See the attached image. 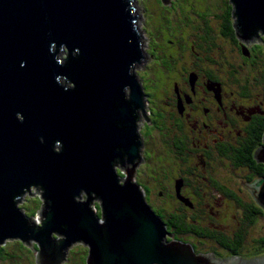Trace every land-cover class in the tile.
<instances>
[{
    "label": "water",
    "instance_id": "1",
    "mask_svg": "<svg viewBox=\"0 0 264 264\" xmlns=\"http://www.w3.org/2000/svg\"><path fill=\"white\" fill-rule=\"evenodd\" d=\"M133 1L0 0V245L19 239L36 264H61L75 243L85 264H264L165 240L133 181L138 109L149 122ZM231 2L240 39L264 33V0ZM243 185L264 210V177Z\"/></svg>",
    "mask_w": 264,
    "mask_h": 264
},
{
    "label": "flooded vegetation",
    "instance_id": "2",
    "mask_svg": "<svg viewBox=\"0 0 264 264\" xmlns=\"http://www.w3.org/2000/svg\"><path fill=\"white\" fill-rule=\"evenodd\" d=\"M174 1L170 0L168 5L162 0L154 1L150 16L151 23H155L153 32L147 31L146 21L138 25L139 33L148 37L146 43L141 40L146 58L138 64L145 68L142 75H146V80L137 74L138 65L135 74L139 76L144 114L149 122L138 109L140 161L132 170L133 181L172 234L166 235L165 240L189 243L196 253L211 252L217 258L250 257L264 252V246L259 244L264 226L249 242V249L255 250L246 252L248 233L257 219L264 218V210L256 202L262 214L246 206L245 200L254 198L243 183L263 178L264 163L256 161L248 166L241 158L244 149L254 144L251 138L264 120V53L254 54L249 49L256 43L264 44V33L258 30L251 41L240 39L235 32L231 5L230 23L238 40L235 49L242 52L235 54V60L241 70L250 66L258 76L248 81L225 61L229 39L217 41L230 26L223 18V10L219 6L211 10L206 3L202 8L183 10ZM135 9L137 12L136 4ZM137 14L139 18L141 13ZM160 18L172 22L166 24ZM156 132L159 135L154 144L161 142L159 154L154 145H147L148 139L153 143ZM235 155L240 160L236 161ZM154 162L160 163V168ZM16 240L33 253L27 244ZM30 246L36 251L34 241ZM79 247L84 249L86 258L87 246ZM26 260V264H36L35 257ZM61 264H85V259H65Z\"/></svg>",
    "mask_w": 264,
    "mask_h": 264
},
{
    "label": "trees",
    "instance_id": "3",
    "mask_svg": "<svg viewBox=\"0 0 264 264\" xmlns=\"http://www.w3.org/2000/svg\"><path fill=\"white\" fill-rule=\"evenodd\" d=\"M153 1H155V0H153ZM180 1H183V0H180ZM195 1L196 0H191V1L186 0L185 1V4L190 7L191 6L190 2H195ZM199 1H201L202 3H206L207 5H209L208 8L211 9V10H212V8H217L219 6V8L223 10V15L225 14L223 16V18L225 20H227L228 23L231 22V16H232L231 5H232V3L230 2V0H199ZM178 6H179V4H178ZM142 7L145 8L144 9V12L141 13L142 16L144 17V22L146 21L145 27L147 28V31L149 30L150 32H153L154 30H153V27L152 26L155 27V23H151V17L150 16H152V14H153L152 11H153V9H154L155 6L154 5L152 6V4H148L145 0H143ZM151 7H152V10L150 11ZM182 9L185 10L186 7L184 6V7H182ZM168 22H172L171 19H169ZM150 25H151V27H150ZM222 38L229 39V44L228 45H225L226 48H225V53L224 54H225V57H226V60L225 61H226L227 65L230 67V69L232 71H234V72L243 73L245 75V78L244 79H246L248 81H253L252 80L253 77L256 79L258 77V76H256L257 74L254 75L253 72H251L250 70H247V69H243L242 68V70H241V67H239L238 63L235 60V58L237 57V55H241L242 52H241V50H239V53H238V51L235 49V48H237L238 40H237V37L234 34V29L231 26V23H230V26H228V28H225L224 29V34L223 35H220V37H217V41H218V39H222ZM215 40H216V37L214 36V41ZM215 45H216V43H215ZM239 47H241V46H239ZM249 49L254 54H257V52H260V53L263 52L264 53V44L263 43H256L255 45H252ZM235 54H237V55H235ZM214 62H216L215 59H214ZM261 66H262L261 69H264V57H263V63H262ZM140 74H141V77L144 80H146V76H143L142 75L143 74V71ZM148 82H149V80L148 81H145L146 84H148ZM263 132H264V120L261 121V128L259 129V131L256 134H254L252 136V138H251V140L254 143L252 145V147L250 145L247 146V144H250V137H251L250 136L247 139V141H246V143H247L246 146L247 147L245 146L246 148L244 149V152H243V156L244 157L241 158V157H238L237 155H235L234 158L236 157L235 158L236 161H238L239 158L244 159V161L247 163L248 166L251 165V163L254 164L256 162L255 158L252 157L253 156L252 155L253 154L252 153L253 152L252 148H255L254 149V152H255L257 146H259L260 144H262V135H263ZM261 175H264V168L261 171ZM249 180H251V177H249ZM245 202H246V206L247 207L249 206V208L257 210L260 214L263 213V211H261L260 207L255 203V201L252 198L246 199ZM14 243H16V245H17L18 248H24V246L21 243H19L18 241H15ZM259 244L261 246H264V232L261 233V238L259 240ZM83 250L84 249L82 247H79L76 250L74 248H72L70 250L69 254L67 255L66 259H85V253H84ZM253 250H255V249H249L248 252H251ZM263 253L264 252H257L255 254H252L251 256H254V255H257V254H263ZM11 255L12 254L7 251L6 245L0 246V257L6 258L7 256L10 257ZM248 256H250V255H248ZM18 257H20V255ZM10 262H14V261H10ZM22 264H24V262H22Z\"/></svg>",
    "mask_w": 264,
    "mask_h": 264
},
{
    "label": "rangeland",
    "instance_id": "4",
    "mask_svg": "<svg viewBox=\"0 0 264 264\" xmlns=\"http://www.w3.org/2000/svg\"><path fill=\"white\" fill-rule=\"evenodd\" d=\"M148 4H152V6L154 5V1L153 0H145ZM185 1L186 0H183V1H180V0H176V1H174L175 2V4L176 5H178L179 4V6H181V8L182 7H186V8H188L187 10H190V9H193V8H202L203 7V3L201 2V1H199V0H196L195 2H197V3H199L200 5H194V6H190V7H188L186 4H185ZM189 1H191V0H189ZM142 2H143V0H134L133 1V4H136V6H137V13H142V12H144V11H142V9H143V7H142ZM152 10V7H151V9H150V11ZM183 14H185L184 12H183ZM186 15V14H185ZM160 19H162V18H160ZM166 24H167V22H166V19L164 20V19H162ZM144 23V21H143V18H142V16H141V14L139 15V18L137 17V27H138V25H142ZM165 24V25H166ZM140 39L141 40H143V43H146L147 41H148V37H146V35H144V34H142V33H140ZM142 47V46H141ZM144 67L142 66V65H138L137 67H136V70L138 71V73L137 74H139L140 75V72H142V71H144ZM246 69L247 70H250L251 72H253V70L254 69H252L250 66H246ZM135 75L136 76V78H137V81L139 80L138 79V75ZM146 76V75H145ZM138 83H139V81H138ZM142 130H143V128H142ZM154 132V131H153ZM159 134H158V132H156V134H153V143L148 139V144L147 145H149V146H152V145H154V150H155V152L157 153V154H159L161 151H160V149H159V146H161V142L160 141H158V142H156L155 144H154V141H155V139H156V136H158ZM153 164H157L158 165V168H160V166H159V164L160 163H156V162H154ZM226 171H227V168H224ZM227 174V173H226ZM230 175H232V176H234L233 174H230ZM154 199H156V198H154ZM263 226H264V218L263 217H261V218H259V219H257L256 220V222H255V224H254V227L250 230V232L248 233V237H247V241H246V252H248L249 251V242H251V239L254 237V235H255V233L256 232H259V233H261V230L263 229ZM15 241H17L16 239H7L6 240V249H7V251L9 252V253H11L12 255L10 256V257H6V258H2V257H0V264H9V262L10 261H14L13 263H11V264H16L17 262H18V264H22V262H24V264H26V262H27V260L26 259H34V254L33 253H30L29 251H26L24 248H18L17 247V245H16V243H14ZM76 244H78V245H80V244H82V243H75V244H72V246L71 247H74V249L76 250L77 249V247H78V245H76ZM76 246V247H75ZM70 247V248H71ZM38 248V247H37ZM70 248H69V250H70ZM36 251H37V249H36ZM70 252V251H69ZM244 252V251H243ZM69 254V253H68ZM20 255V257H18ZM16 257V258H15ZM9 259V260H8Z\"/></svg>",
    "mask_w": 264,
    "mask_h": 264
}]
</instances>
